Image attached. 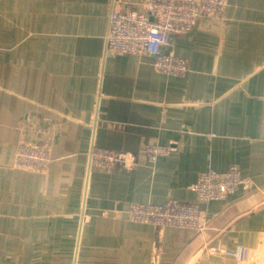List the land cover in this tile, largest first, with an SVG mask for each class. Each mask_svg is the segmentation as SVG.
Segmentation results:
<instances>
[{"label":"crops","instance_id":"crops-1","mask_svg":"<svg viewBox=\"0 0 264 264\" xmlns=\"http://www.w3.org/2000/svg\"><path fill=\"white\" fill-rule=\"evenodd\" d=\"M113 5L0 0V264H264V0L175 35L163 50L187 59L182 76L107 49ZM35 135L43 173L15 167ZM152 143L172 149L152 161ZM97 146L136 159L96 168ZM233 165L255 188L210 201L204 231L126 218L134 202H196L200 174Z\"/></svg>","mask_w":264,"mask_h":264},{"label":"built area","instance_id":"built-area-1","mask_svg":"<svg viewBox=\"0 0 264 264\" xmlns=\"http://www.w3.org/2000/svg\"><path fill=\"white\" fill-rule=\"evenodd\" d=\"M230 0H141V9L129 7L126 0H114L106 34L107 49L126 54H148L157 71L168 75H186L191 70L187 59L164 52L173 43L175 35L193 31L202 19L224 18ZM172 145L152 143L148 157L154 161L168 155ZM51 146L37 135L23 137L15 154V167L46 172L52 162ZM133 153L97 146L92 151V164L96 168L113 171L120 162L132 165ZM240 186L255 188L251 176H244L237 165L225 171L209 168L203 171L191 189L196 202L168 198L164 203L134 202L126 210V218L156 227H177L204 231L209 227L208 204L212 200L226 199ZM118 213L115 212V215ZM216 250L213 248L212 250ZM222 253L234 256L233 251ZM153 264H159L157 260Z\"/></svg>","mask_w":264,"mask_h":264}]
</instances>
